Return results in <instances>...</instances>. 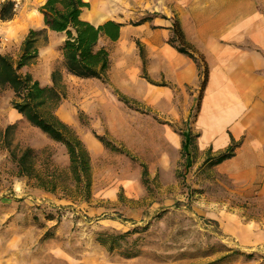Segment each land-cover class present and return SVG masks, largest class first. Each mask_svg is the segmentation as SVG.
<instances>
[{"label":"rangeland","instance_id":"obj_1","mask_svg":"<svg viewBox=\"0 0 264 264\" xmlns=\"http://www.w3.org/2000/svg\"><path fill=\"white\" fill-rule=\"evenodd\" d=\"M149 1L150 10H142L133 6L134 0H98L92 3L93 10L100 6L101 14L84 11V18L93 23L99 20L96 17L120 20L130 30L145 18L161 16L160 0ZM44 2L23 0L10 21H0L1 55L16 60L28 32L43 30L38 8ZM139 38L129 33L118 42L100 39L98 47L106 48L110 61L103 81L64 73L61 45L45 32L37 39V59L22 70L43 86L51 85L54 69L61 70L65 98L55 114L75 131L87 151L86 140L98 142L99 136L129 153L100 145L99 157L89 155L88 199L74 193L64 147L15 114L11 91L0 90V129L13 126V146L33 149L35 168L54 173L60 182L55 192H45L33 180L18 177L0 146V264H75L83 257L84 264H214L228 255L227 264H245L249 254L250 261L264 263L263 252L241 247L225 230L223 219L233 212L244 222H264V200L257 198V186H241L216 166H204L207 154L215 155L212 151L194 148L184 156L170 141L173 135L182 141L180 133L193 128L200 82L196 87L175 86L159 75L152 78L148 70L159 74L160 63L152 67L146 62L143 71L145 40ZM118 95L136 104L125 105ZM142 165L148 172L145 179ZM24 201L31 204L30 220L22 216L11 223L15 203ZM21 209L17 208L18 215ZM26 220L34 233L13 228ZM101 235L124 238L115 240L114 250L108 252L97 242ZM26 245L32 246L31 255L24 250Z\"/></svg>","mask_w":264,"mask_h":264},{"label":"crops","instance_id":"obj_2","mask_svg":"<svg viewBox=\"0 0 264 264\" xmlns=\"http://www.w3.org/2000/svg\"><path fill=\"white\" fill-rule=\"evenodd\" d=\"M97 1L89 2L88 9L81 13V19L93 25L109 21L96 17L100 21L93 23L84 18V11L93 10L92 3ZM134 1L135 8H151L149 0ZM101 11L102 7L94 6V15H100ZM159 12L160 17H153L139 26L131 27L130 30L122 26L120 36L115 42L126 38L129 33L144 39V72L146 62L152 67L154 62H159V74L154 70L149 73L147 64L148 75L152 78L159 75L169 85L196 87L200 77L195 64L167 43L171 36L173 20L178 21L185 41L203 55L208 68L207 83L199 102V111L192 124L193 128L190 129L192 134L198 135L196 149L198 152L210 150L217 154L226 150L231 140L238 143L234 157L217 165L216 169L236 184L244 187L256 185L257 198L264 200V0H160ZM111 21L122 25L120 20ZM38 22H41V29H44L40 14ZM45 33L55 38L58 45L62 44V34L49 30H45ZM139 45L141 46L140 43ZM221 95L224 101H221ZM207 99L209 106L204 112L203 107ZM224 102L230 114L218 129L217 137L220 136V139L207 135L201 140L203 129L197 126V120L203 113L212 115ZM86 142L91 157L90 145H96L97 142L90 139ZM178 142L175 149L181 146L179 139ZM29 205L31 204L25 201L16 202L14 212L11 213H16V218L11 219V223L16 224L22 216H28ZM19 206L23 210L21 209L18 215ZM26 218L30 220L29 216ZM223 219L226 221L225 230L241 247L249 250L259 249L258 252L262 251L264 256L263 221L244 222L233 212L225 213ZM48 220L52 221L53 217ZM8 227L10 228L11 224ZM16 227L17 230L27 229L28 232L34 233V226L27 223V220L21 227L13 226ZM23 248L28 254H32V246L26 245ZM250 260L245 264H255V260ZM75 264H84V257Z\"/></svg>","mask_w":264,"mask_h":264},{"label":"trees","instance_id":"obj_3","mask_svg":"<svg viewBox=\"0 0 264 264\" xmlns=\"http://www.w3.org/2000/svg\"><path fill=\"white\" fill-rule=\"evenodd\" d=\"M88 7V3L82 0H45L38 8V13L42 16L44 29L40 31L30 30L28 32L21 44L20 53L16 60L0 54V90H10L12 93L10 102L12 109L32 127L38 129L53 142L64 147L69 161V180L73 184L75 195L83 200L84 198L88 199L90 195V157L75 131L59 120L55 114L56 109L65 98L61 70L54 69L51 72L50 86L41 85L31 74L23 73L22 70L35 62L38 57L36 46L38 36L45 30H49L62 34L64 37L60 46L64 73L82 80H105L110 65L109 54L106 48L98 47V43L102 38L111 42L117 41L122 25L111 20L100 25H93L88 21L82 20L81 13ZM13 16L14 13L10 3L1 6L0 21H10ZM150 19L151 17L145 18L134 26H139ZM170 31L171 36L167 43L177 53L192 60L198 70V75L201 79L196 111L198 112L199 102L208 78L207 64L203 55L185 41L183 32L176 19L173 20ZM137 44L140 47L139 43ZM140 54H142L141 47ZM118 98L125 105L136 104L122 95H118ZM12 130L13 126H7L3 130L0 129V146L7 151L10 161L16 166L18 177L33 180L35 185L45 192H55L60 185L57 177L48 170L38 171L35 168L36 153L33 149L13 146ZM180 137L182 138L181 154L189 156L190 149L196 148L195 143L198 135L186 130L180 133ZM95 138L106 149L129 156V153L124 148L117 147L104 137L95 136ZM237 148L238 143L231 140V144L223 152L213 156L209 152L203 165L207 167L217 166L234 157ZM188 162L186 166H188ZM147 175V168L142 165V177L145 179ZM122 238H124V235H101L97 242L105 247L108 252H112L115 248V240ZM235 254L239 255L237 252ZM245 258L250 260L253 255H246ZM230 261L231 258L228 255L216 260L214 264H227Z\"/></svg>","mask_w":264,"mask_h":264},{"label":"bare ground","instance_id":"obj_4","mask_svg":"<svg viewBox=\"0 0 264 264\" xmlns=\"http://www.w3.org/2000/svg\"><path fill=\"white\" fill-rule=\"evenodd\" d=\"M220 97H221V101H224L223 96L221 95ZM208 106H209V100L207 99V102L203 107L204 112ZM13 111L15 112V114L19 115L15 110ZM229 114H230V110L228 109L227 104H225V102L224 104H221L219 108L215 109L212 115L209 114L208 116V115H205V113H203L201 117L197 120V126L203 129V136L201 140L205 139L207 135H209V137L211 138L215 136L217 137L218 129L221 126V123L223 124V122L229 117ZM60 117H61V114H60ZM217 139H220V136L217 137ZM170 141L174 147H176L179 143L178 138L175 135L171 136ZM99 146L100 144H98V142L96 143V145L94 143L90 145L89 149H90V154H91L92 159L99 157L100 155Z\"/></svg>","mask_w":264,"mask_h":264},{"label":"built area","instance_id":"obj_5","mask_svg":"<svg viewBox=\"0 0 264 264\" xmlns=\"http://www.w3.org/2000/svg\"><path fill=\"white\" fill-rule=\"evenodd\" d=\"M22 1L23 0H0V8L6 3H10L12 5V10L16 11L22 4Z\"/></svg>","mask_w":264,"mask_h":264}]
</instances>
